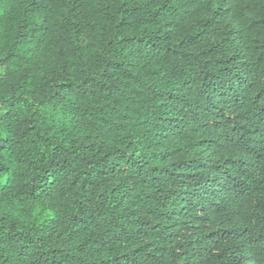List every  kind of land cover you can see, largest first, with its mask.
<instances>
[{"label":"trees","instance_id":"1","mask_svg":"<svg viewBox=\"0 0 264 264\" xmlns=\"http://www.w3.org/2000/svg\"><path fill=\"white\" fill-rule=\"evenodd\" d=\"M0 264H264V0H0Z\"/></svg>","mask_w":264,"mask_h":264},{"label":"rangeland","instance_id":"2","mask_svg":"<svg viewBox=\"0 0 264 264\" xmlns=\"http://www.w3.org/2000/svg\"><path fill=\"white\" fill-rule=\"evenodd\" d=\"M3 70H2V68L0 67V73L2 72Z\"/></svg>","mask_w":264,"mask_h":264}]
</instances>
